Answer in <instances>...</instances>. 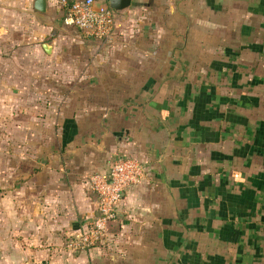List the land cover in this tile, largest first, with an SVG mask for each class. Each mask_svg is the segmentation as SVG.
I'll return each instance as SVG.
<instances>
[{
	"label": "crops",
	"instance_id": "crops-1",
	"mask_svg": "<svg viewBox=\"0 0 264 264\" xmlns=\"http://www.w3.org/2000/svg\"><path fill=\"white\" fill-rule=\"evenodd\" d=\"M3 2L30 21L15 47L0 30L1 261L264 264V0H129L107 41L50 0ZM118 155L146 170L69 249L95 213L88 175Z\"/></svg>",
	"mask_w": 264,
	"mask_h": 264
},
{
	"label": "built area",
	"instance_id": "built-area-1",
	"mask_svg": "<svg viewBox=\"0 0 264 264\" xmlns=\"http://www.w3.org/2000/svg\"><path fill=\"white\" fill-rule=\"evenodd\" d=\"M61 12V21L81 30L85 35L102 41L110 40L115 27L114 9L107 0H50ZM146 170L142 160L131 156L113 157L105 174L92 172L88 175L91 191L96 196L95 213L87 226L74 233L66 241L71 250L87 249L106 232L109 219L115 217V205L121 199L127 185L137 182Z\"/></svg>",
	"mask_w": 264,
	"mask_h": 264
},
{
	"label": "rangeland",
	"instance_id": "rangeland-1",
	"mask_svg": "<svg viewBox=\"0 0 264 264\" xmlns=\"http://www.w3.org/2000/svg\"><path fill=\"white\" fill-rule=\"evenodd\" d=\"M22 11V10H21ZM22 18V15L20 14V12L17 11L16 6L13 4H8V3H4L3 0H0V30L3 31H11L13 32L12 37L10 38V40L8 41V44L10 45V47L12 46H17L18 41L20 40L17 36H15V32H18L20 29L24 31L25 34H29V21H30V16L27 13V10L24 9L23 10V19H24V27L21 28L20 24H18L19 26L17 27V20L20 21V19ZM69 26V25H67ZM72 30H79V29H75V27H69ZM25 35V39L24 41H26V47L28 46V36ZM8 36V35H5ZM4 34L0 35V44H2V42L4 41ZM6 39V38H5ZM18 39V41H17ZM9 45H7V47L9 48ZM4 58V57H3ZM9 59V57H8ZM32 58H30V60L28 58L26 59H19L18 63L19 64H24L25 66H30L29 62H31ZM29 61V62H28ZM11 63V61H10ZM32 63V62H31ZM13 65L16 64V62L12 63ZM33 64V63H32ZM5 73L3 71H0V79L1 77L4 75ZM7 76L9 75L8 73L6 74ZM10 76V75H9ZM5 77V76H3ZM7 91V87L3 86L0 84V95H2L3 93H5ZM1 113V112H0ZM1 252V250H0ZM0 264H31V263H26V262H5V261H1V255H0ZM34 264H39L38 262H35Z\"/></svg>",
	"mask_w": 264,
	"mask_h": 264
},
{
	"label": "water",
	"instance_id": "water-1",
	"mask_svg": "<svg viewBox=\"0 0 264 264\" xmlns=\"http://www.w3.org/2000/svg\"><path fill=\"white\" fill-rule=\"evenodd\" d=\"M129 3V0H107V4L109 7L112 9H122L126 7ZM45 6V0H33V7L36 10L43 11ZM41 47L45 50L48 51V45L46 43H42Z\"/></svg>",
	"mask_w": 264,
	"mask_h": 264
},
{
	"label": "trees",
	"instance_id": "trees-1",
	"mask_svg": "<svg viewBox=\"0 0 264 264\" xmlns=\"http://www.w3.org/2000/svg\"><path fill=\"white\" fill-rule=\"evenodd\" d=\"M114 218H115V217H113V218H111V219L108 220V222H107V226H108V224H109L112 220H114ZM107 226H106V230H107Z\"/></svg>",
	"mask_w": 264,
	"mask_h": 264
}]
</instances>
